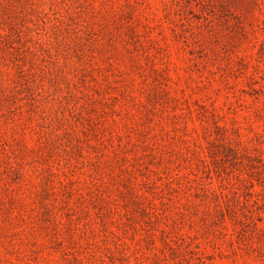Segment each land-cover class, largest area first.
Segmentation results:
<instances>
[{
  "label": "rangeland",
  "instance_id": "1",
  "mask_svg": "<svg viewBox=\"0 0 264 264\" xmlns=\"http://www.w3.org/2000/svg\"><path fill=\"white\" fill-rule=\"evenodd\" d=\"M0 264H264V0H0Z\"/></svg>",
  "mask_w": 264,
  "mask_h": 264
}]
</instances>
